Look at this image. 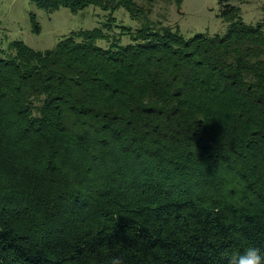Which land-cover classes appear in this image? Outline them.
Listing matches in <instances>:
<instances>
[{
	"label": "trees",
	"instance_id": "1",
	"mask_svg": "<svg viewBox=\"0 0 264 264\" xmlns=\"http://www.w3.org/2000/svg\"><path fill=\"white\" fill-rule=\"evenodd\" d=\"M32 1L106 18L50 50L0 49V264L264 251V19L233 5L248 0H218L225 33L188 39L135 0Z\"/></svg>",
	"mask_w": 264,
	"mask_h": 264
},
{
	"label": "rangeland",
	"instance_id": "2",
	"mask_svg": "<svg viewBox=\"0 0 264 264\" xmlns=\"http://www.w3.org/2000/svg\"><path fill=\"white\" fill-rule=\"evenodd\" d=\"M135 2L150 9L146 20L160 21L185 39L197 34L223 35L227 29V23L220 17L218 0ZM233 5L238 8V16L246 25H255L264 19V0H248ZM104 16L100 9L94 7L71 13L66 8L45 11L36 7L32 0H0V49L7 53L9 43L18 41L35 51L50 50L61 37L72 31L94 29ZM114 16L120 22L118 24L132 30L140 25V20L131 19L124 10H118ZM114 32L120 30L115 28ZM127 40L123 36L122 43L125 44ZM97 44L104 45L103 42Z\"/></svg>",
	"mask_w": 264,
	"mask_h": 264
},
{
	"label": "clouds",
	"instance_id": "3",
	"mask_svg": "<svg viewBox=\"0 0 264 264\" xmlns=\"http://www.w3.org/2000/svg\"><path fill=\"white\" fill-rule=\"evenodd\" d=\"M226 264H264V251L259 247L249 246L243 250L224 254ZM111 264H122V259L114 257Z\"/></svg>",
	"mask_w": 264,
	"mask_h": 264
}]
</instances>
